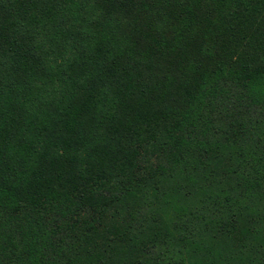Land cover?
I'll return each mask as SVG.
<instances>
[{"label": "trees", "instance_id": "16d2710c", "mask_svg": "<svg viewBox=\"0 0 264 264\" xmlns=\"http://www.w3.org/2000/svg\"><path fill=\"white\" fill-rule=\"evenodd\" d=\"M0 264H264V0H0Z\"/></svg>", "mask_w": 264, "mask_h": 264}]
</instances>
